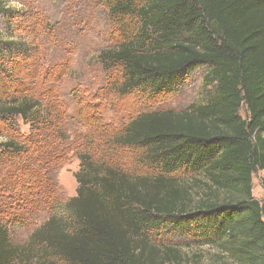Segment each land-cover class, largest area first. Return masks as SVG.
<instances>
[{"label": "trees", "instance_id": "16d2710c", "mask_svg": "<svg viewBox=\"0 0 264 264\" xmlns=\"http://www.w3.org/2000/svg\"><path fill=\"white\" fill-rule=\"evenodd\" d=\"M97 1L118 32V47L99 56L105 69L120 71L118 94L156 103L206 66L213 99L183 112L140 113L116 138L95 116L100 132L85 135L77 197L54 202V216L24 248L11 243L0 218V264H24L34 251L47 264H180L178 251L152 243L162 231L216 245L236 264H264V205L252 194L254 174L264 172V0ZM0 13L9 10L0 4ZM20 50L0 35V62L19 58ZM81 105L83 117L92 107ZM16 118L31 134L21 144L0 142V206L7 212L27 208L24 194L40 189L31 148L59 139L64 115L56 101L45 105L2 86L0 134ZM132 151L135 170L124 165L133 154L121 156ZM194 178H203L198 198Z\"/></svg>", "mask_w": 264, "mask_h": 264}, {"label": "rangeland", "instance_id": "374dc122", "mask_svg": "<svg viewBox=\"0 0 264 264\" xmlns=\"http://www.w3.org/2000/svg\"><path fill=\"white\" fill-rule=\"evenodd\" d=\"M0 4L9 10L7 14L0 13V35L21 49L19 58L15 56L0 62V91L3 86L12 95L31 96L45 105L56 101L64 115L59 139L52 140L53 145H43L40 150L31 148L33 171L39 174L40 189L24 194L28 207L12 206L7 212L0 206V218L11 243L24 248L32 233L54 216V202L65 204L77 197L76 176L81 170L79 156L84 152L85 135L90 130L97 134L101 127L93 125L95 116L100 114V124L112 131L108 138H116L121 128L140 113L183 112L192 105L209 103L215 86L205 84L210 69L203 66L174 94L163 96L156 103L146 96H121L115 91L120 71L105 69L99 58L103 51L119 45L118 32L104 5L97 0H0ZM1 70L8 73L7 79H3ZM79 102L92 107L90 113L83 109L87 122L81 116ZM240 114L245 118L246 109ZM9 122L13 127L1 129L0 142L10 138L21 144L31 134L30 126L21 118ZM129 153L133 154V159L124 165L135 170V151L121 153L122 159ZM263 177L262 171L253 176L252 194L261 205H264ZM201 180L203 178L200 182L195 178L190 180L195 198L204 188ZM153 241L178 251L180 264H236L222 248L198 241L195 236L162 231L152 237ZM26 256L24 264H47L38 261L35 251Z\"/></svg>", "mask_w": 264, "mask_h": 264}]
</instances>
